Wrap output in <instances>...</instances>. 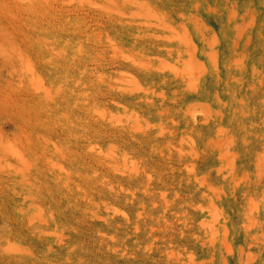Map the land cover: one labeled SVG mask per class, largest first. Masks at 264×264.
Masks as SVG:
<instances>
[{"label": "rangeland", "instance_id": "rangeland-1", "mask_svg": "<svg viewBox=\"0 0 264 264\" xmlns=\"http://www.w3.org/2000/svg\"><path fill=\"white\" fill-rule=\"evenodd\" d=\"M0 264H264V0H0Z\"/></svg>", "mask_w": 264, "mask_h": 264}]
</instances>
